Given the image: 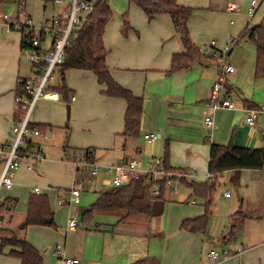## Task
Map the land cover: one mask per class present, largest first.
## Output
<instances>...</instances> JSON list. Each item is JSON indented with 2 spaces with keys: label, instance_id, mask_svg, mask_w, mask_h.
<instances>
[{
  "label": "crops",
  "instance_id": "obj_1",
  "mask_svg": "<svg viewBox=\"0 0 264 264\" xmlns=\"http://www.w3.org/2000/svg\"><path fill=\"white\" fill-rule=\"evenodd\" d=\"M176 1L179 5L194 10L187 26L190 39L199 50L201 57L192 62L187 69L168 73L172 57L185 53L180 35L175 31L168 15H160L149 21L151 23L143 27L137 37L133 36L132 29L126 34L121 33L122 37L119 36L116 43L109 50L106 49V66L114 82L143 100V112L137 136L123 138L126 102L122 98L106 95L105 85L99 84L91 72L75 70L80 71L78 77H82L85 73L92 74L93 82H89L90 90L71 81H64L63 84L69 93H74L75 96L77 94L83 99L81 106H85L86 109L91 103L99 104L91 110L99 115L94 121L97 122L96 125L90 128L73 126V114L80 106L77 96L72 101L71 97L74 95L70 97L68 94L65 99L66 97L59 94L58 100L39 99L36 102L30 122L46 125L47 138L53 136L52 126L55 122L63 123L64 128L69 130L70 138L74 137L76 132L83 135L80 143L75 145L80 146L81 149L69 147L67 140V145L64 144V147L69 152L63 151L66 159L63 165L70 166L67 167L72 175L70 187L75 180L84 179L80 201L77 204L66 203L72 207L65 214H62L59 208L61 213L59 217L55 216L52 211L55 207L49 202L53 222L58 225V230L53 234L57 243L49 244L39 238L49 234L44 230L45 226L24 227L33 229L31 232L28 230L24 238L41 254L42 264H59L55 251L58 244H62L66 257L78 260L77 264H138L142 260H145L146 264H212L209 253L215 251L213 245H215L218 226L215 224L213 228V222L210 225L209 221L206 233H190L181 228L183 221L204 214V201L193 196L191 190L182 185V180L200 183L209 179L208 160L211 144H232L249 149L264 148V75L255 78L256 47L250 41L248 34L251 29L264 24V0H257L258 7L252 17L245 14V9L251 0ZM19 2L20 0L17 1L18 4ZM2 5L3 1L0 3L1 12L4 7ZM229 5L237 6L240 12L229 13L226 10ZM18 21L17 17L14 20L9 18L8 24L0 25V144H8L11 141L10 130L19 118L15 111L19 80L30 78L36 73L22 49V32L17 26ZM230 36L237 38V43L231 47L227 55L221 54ZM212 41L216 42L214 46L210 44ZM44 42L45 38L41 40L42 48L47 47ZM224 55L227 58L224 59ZM225 63L234 68V73L226 74L223 94L234 103L235 108L212 110L208 105L211 86ZM58 76L57 82L51 87L60 85ZM94 81L98 86H94ZM63 106H69L67 118L69 119L71 111V126L64 123ZM251 110L257 112L253 126L245 123V117ZM207 116L213 119V124L209 128L204 124ZM146 134H155L157 139L152 143L148 142L144 138ZM39 136L33 139L38 141ZM166 148H168V166L177 170L173 173L191 175L174 181V185L177 183L186 189L181 196H175L176 193L164 189L166 194L163 197L164 205L160 215L149 218L124 217L125 214L120 211L94 212L86 222L81 221L82 215L97 200L99 193L112 189L106 187L109 176L105 173L102 172L95 178H87L73 166L72 161L84 150H92L93 159L102 165H119L134 160L141 170L147 171L152 167V162L164 160ZM148 160L151 163L147 170H144V161ZM23 163L27 169L26 162ZM1 169L0 163V172ZM27 170L32 171V169ZM262 172L264 170L226 171L218 175L216 183H220L225 174L230 175V181L237 182L244 173L257 175ZM198 175L202 177L196 180ZM68 188L47 190L55 194L57 207L64 206L65 203L59 205L58 201L63 199L62 193ZM34 189L31 190L32 193ZM88 190L98 191V197L94 202L90 198L87 199L85 206L88 207L81 212L78 205L81 203L82 194ZM0 192V203L9 199L13 205L8 210L6 208L0 210L2 220L0 238H9L13 234L17 235V229L10 227L14 213L16 212L17 215L15 224L25 221L28 206L26 202L18 203L16 198L18 192L14 186L11 189L2 188ZM169 193L175 197H168ZM38 194H41L40 190ZM224 194V199L232 198L230 195L225 197ZM10 196L16 198L17 202ZM47 198L54 202V199L48 196ZM244 216L245 218H241L242 220L235 224L236 227L240 222L248 219L246 215ZM73 217L78 219L79 226L74 231H68L67 222ZM230 234L229 231L227 235L222 236V243L229 241ZM60 239L62 241L59 242ZM69 241H72L70 247ZM262 244L256 248L232 250L230 253L239 264H264V242ZM222 251L226 250L220 251L215 260L217 264H223L225 261ZM7 252L8 249H4V252L0 253V264H21L19 259L9 256Z\"/></svg>",
  "mask_w": 264,
  "mask_h": 264
},
{
  "label": "trees",
  "instance_id": "obj_2",
  "mask_svg": "<svg viewBox=\"0 0 264 264\" xmlns=\"http://www.w3.org/2000/svg\"><path fill=\"white\" fill-rule=\"evenodd\" d=\"M3 0H0V3ZM140 8L147 17L152 21L157 16L168 15L172 21L175 31L180 35L181 42L185 48L184 54H177L172 57L171 67L168 73L178 70L187 69L192 62L201 57L199 50L193 44L188 32V20L193 13V8L179 5L176 0H128ZM112 18V13L107 5L106 0H98L94 10L85 16V20L76 29V37L69 47L66 48L63 63L57 70L60 75V85L50 87L49 90L62 94L67 99L69 92L65 88V72L69 70H80L91 72L99 84L106 87L105 94L110 97L122 98L126 102V111L124 115L123 138L137 136L139 132L140 119L143 112V100L134 96L128 90L123 89L112 79L106 66L107 50L103 44V34L106 26ZM122 34H126L131 28L127 16L123 17ZM22 32V49L25 51L29 47V41L36 36L34 31L27 28H19ZM24 33H26L24 35ZM249 39L256 47V63L254 75L260 78L264 75V24L249 31ZM43 34L39 39H44ZM40 64H32L35 69ZM36 73H38L36 71ZM23 80H19L17 93H23ZM18 117L20 113L17 112ZM32 131H38L39 135L46 136L47 126L42 124H29ZM6 145V144H4ZM40 151V143L35 139H29L26 145L19 149L21 155L29 156L34 152ZM63 151L69 152L66 147ZM81 155H85L91 160L92 150L86 149ZM77 159V158H76ZM74 159V160H76ZM0 163L1 159H0ZM165 170L176 172L168 166V148H166L164 160L162 161ZM239 169L246 170H264V148L249 149L237 147L232 144L219 145L211 144L208 160L209 179L204 182H187L182 180V185L189 188L192 195L204 201V214L198 218L185 220L181 228L190 233H206L209 216L211 213L212 194L216 188V179L218 175L226 171ZM179 171V170H178ZM181 171V170H180ZM14 179V178H13ZM159 195L152 194V186L145 183L142 178L134 180L131 184L120 187H112L111 190L100 192L97 200L90 206V209L81 217L82 222H86L94 212L117 211L123 212L124 217H156L163 210L164 182L159 183ZM14 186V181H13ZM13 188V187H12ZM9 199L0 203V210L12 207ZM239 215L245 218L241 211L236 212L234 216ZM49 219V223L44 220ZM25 226H53V213L50 210L49 200L45 195H39L33 192L28 201ZM1 226V225H0ZM235 224L230 228L231 234L235 232ZM8 249L7 254L20 260L21 264H42L41 254L31 246L26 239L20 238L13 234L10 238H0V253ZM145 260L138 264H146Z\"/></svg>",
  "mask_w": 264,
  "mask_h": 264
},
{
  "label": "rangeland",
  "instance_id": "obj_3",
  "mask_svg": "<svg viewBox=\"0 0 264 264\" xmlns=\"http://www.w3.org/2000/svg\"><path fill=\"white\" fill-rule=\"evenodd\" d=\"M17 1L18 0H3V14L7 15L13 20L16 17L19 18L17 25L25 23L27 20L25 19V17L29 16L30 26L35 29L41 28L46 20H49L52 17L56 16L60 11L64 10V8L66 7L65 5H55L51 0H20V2H22V4L25 6V14L23 15L22 12H19V4L17 3ZM67 1L69 0H65V2ZM106 2L112 13V18L110 19L109 25L105 30L104 34V44L107 50H109L110 47L116 43L119 36L122 37L121 33L124 23L123 17L125 15L127 16L130 28L134 30V32L132 33L134 37L140 35L143 27L151 23L146 19L144 13L140 8L135 5L129 4L128 0H106ZM34 34H39L38 30H34ZM50 43L51 39L47 36L45 38L44 45L48 46L50 45ZM234 45H231V47H234ZM226 55H224V59L227 58ZM79 72L80 71L75 70L66 71L65 82L71 81L73 83H78L82 87H85L90 90L91 86H89V82H93L91 77L92 74L90 75V73H85V75H82V77H78V75L80 74ZM58 77H60V75ZM54 82H57V80H55ZM93 84L95 87L98 86L96 82ZM72 95H74V97L77 96L78 103H80V106L78 111L73 114V121L71 118V111L70 117L68 119L67 111L65 108L66 106L62 107L64 114V123L70 125L72 121L73 126L78 128H90L91 126L96 125L97 122L94 121L99 115L96 114V112H92L91 110L94 107H97L99 104L91 103L87 106L86 109L85 106H81V102L83 101V99L78 97L77 94L75 96L74 93H69L70 97ZM53 125L54 126L52 127L54 134L51 138H47V136L40 135L37 139L40 143V151L44 155L45 159L43 161L37 162L34 166V170L32 171H28L25 168L24 163H22L15 176L14 189H17L18 192V197H16L18 198V203L21 204V201L22 203L26 202V206H28L29 197L32 194L31 190L37 187L41 191V195H47L48 197L54 199V202H52L51 200L49 202L55 207L54 210H52L54 211L55 216L59 217L61 213H67V211L71 209L70 207H72H69V205L66 204L70 197L67 192L68 190H64V192L62 193V198L64 201H66L63 207H57V199L55 197V194L50 193L47 190H49L50 188H53L54 191L56 188H70L72 175L70 174V166L67 165L69 167L68 168L67 166L63 165L66 161L63 148L64 144L67 145L68 140L69 147L81 149L79 148L80 146L75 145H77L76 143H80L81 137H83V135L80 132H76L74 134V137L71 136L70 138L69 130L67 131L64 128L63 123L55 122ZM150 163V160L144 161L143 169L147 170L146 168L149 167ZM201 177L202 176L198 175V178L196 177L195 179L198 180ZM106 187H111L109 179L106 182ZM106 187H104V189H106ZM173 188L176 189V194H174L175 196H181L186 192V189L181 187L180 185H177V183L175 184V186H173ZM263 189L264 172L258 173L257 175H254V173H244L237 182L230 181V175L225 174L222 176L220 183H216L215 191L212 194L211 213L209 216L210 225L213 222V228L215 224H217L218 226V230L215 234L217 235L214 241L215 245H213V248L216 252L220 253V251L223 249L229 252L232 250L234 251L236 249H239V251H241L240 249H248V247L256 248L263 245ZM225 192L232 196L230 200H226L223 198V194ZM165 194L166 192L164 193V195ZM175 196H173L172 193H169L168 195V197ZM10 197L12 200H16L17 202L16 198L12 196ZM97 197L98 191L94 192L88 190V192L86 191L84 194H82L81 203L80 205H78L80 211L83 212L84 209H87L86 207H88V205L85 206L87 199L90 198L94 202ZM200 206H202V204H200ZM59 208H61V213H59ZM238 211H241L244 215L248 217V219L240 222V225L235 228V232L233 234H230L231 236L229 238V241H227L226 243H222V236H225L229 233L231 224H237L239 220H242L239 215L233 217V215ZM15 222H17L16 212L14 213V219L12 220V225H10V227H14L15 229H17V235L20 238L25 237V234L28 230L29 232L33 230L31 228H20L24 221L18 222V224H15ZM4 226H6V224H4ZM57 226V224H54L53 226H45L44 230H46V232H48L49 234L44 235V238H41V236L39 238L44 241H47V243L49 244L55 245L57 243V240L54 238L53 234L58 230ZM225 228L226 230H224ZM60 241L62 240L60 239L59 242ZM71 244L72 241H69L68 246L70 247ZM223 264L239 263L235 261V258L233 256H231L228 259L225 258Z\"/></svg>",
  "mask_w": 264,
  "mask_h": 264
},
{
  "label": "built area",
  "instance_id": "obj_4",
  "mask_svg": "<svg viewBox=\"0 0 264 264\" xmlns=\"http://www.w3.org/2000/svg\"><path fill=\"white\" fill-rule=\"evenodd\" d=\"M53 2L57 5H65L66 7L56 16L46 20L41 28L35 29L30 26L29 16L25 17L27 19L25 23L17 25L18 28L24 27L30 31L38 30L39 34L30 39L29 47L25 49L24 53L28 62L31 64L39 63L40 66L35 68L38 73L22 81L24 92L15 96V111L19 112L20 116L10 130L11 141L6 145L0 144V159L2 162L0 189H11L13 187L15 172L23 162H26L27 169L33 170L35 164L44 159L41 151L34 152L29 156L21 155L18 151L26 145L29 139L39 136L38 131H32L29 126L31 123L30 117L36 102L39 99H59L58 93L50 91L49 88L57 78V70L63 63L66 48L70 46L76 37V29L85 20V16L94 10L98 0H69L67 2L65 0H53ZM257 7L258 1L251 0L245 9V14L248 17H252ZM226 10L232 14L240 12V9L235 5L227 6ZM19 12H22L23 15L25 14V6L22 2H19ZM8 20L9 17L0 11V25L8 24ZM40 34H43L44 38L48 36L51 39L50 45L45 48L41 47ZM215 43V41H212L210 44L214 46ZM236 43L237 38L229 37L221 50V54H228L231 50V45ZM232 73H234V68L230 64L225 63L216 81L212 84L208 99V105L212 110L219 108L233 110L235 108L234 103L223 94V84L225 83L226 74ZM71 100L74 101L75 97L72 96ZM256 118L257 112L251 110L245 117V123L253 126ZM204 124L208 128L211 127L213 124L212 117L207 116ZM144 138L152 143L157 139V136L155 134H146ZM72 164L87 178H95L102 172L105 173L109 176L111 187L131 184L134 180L142 178L145 183L152 186V194L154 196L159 195L158 187L160 186V182H164L163 188L165 190L176 193V189L173 188L175 186L174 181L191 175L169 172L165 170L161 160L152 162V167L147 171L141 170L134 160H128L119 165H102L85 155H80L76 160L72 161ZM83 187L84 179H77L73 182L67 191L70 196L67 201L68 204H77L80 201ZM34 192L38 194L39 190L35 188ZM224 196L228 197L229 194L225 193ZM64 203L66 201L63 199L58 201L59 205ZM0 225H2L1 218ZM78 226L79 221L76 217L70 218L67 222L68 231H74ZM55 251L59 264L78 263L77 259L65 256L62 245L58 244L55 247ZM221 253L224 258L231 256V253L227 251H222ZM218 256V252L214 250L210 251L209 259L212 261V264H217L215 260Z\"/></svg>",
  "mask_w": 264,
  "mask_h": 264
},
{
  "label": "water",
  "instance_id": "obj_5",
  "mask_svg": "<svg viewBox=\"0 0 264 264\" xmlns=\"http://www.w3.org/2000/svg\"><path fill=\"white\" fill-rule=\"evenodd\" d=\"M66 109H67V114H69V106H67ZM44 222H45V223H49L50 220H49V219H45ZM24 227H25V224L23 223V224L20 226V228H24Z\"/></svg>",
  "mask_w": 264,
  "mask_h": 264
}]
</instances>
